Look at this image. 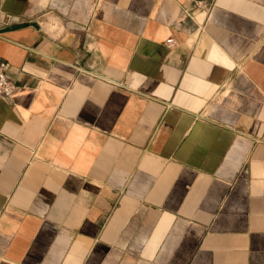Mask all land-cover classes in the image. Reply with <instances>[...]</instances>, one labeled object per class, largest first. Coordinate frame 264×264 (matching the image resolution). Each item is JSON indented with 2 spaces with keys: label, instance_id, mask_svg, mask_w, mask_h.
I'll return each instance as SVG.
<instances>
[{
  "label": "crops",
  "instance_id": "0c3cea01",
  "mask_svg": "<svg viewBox=\"0 0 264 264\" xmlns=\"http://www.w3.org/2000/svg\"><path fill=\"white\" fill-rule=\"evenodd\" d=\"M0 12V264H264V0Z\"/></svg>",
  "mask_w": 264,
  "mask_h": 264
},
{
  "label": "built area",
  "instance_id": "2783aa9c",
  "mask_svg": "<svg viewBox=\"0 0 264 264\" xmlns=\"http://www.w3.org/2000/svg\"><path fill=\"white\" fill-rule=\"evenodd\" d=\"M2 2L3 0H0V11H1ZM194 6L195 8H198L200 6V2L199 1L194 2ZM8 20H9V15L4 14L2 23L4 24ZM170 41H171V38L166 39V43H169ZM8 66H9L8 62L0 61V97L11 96L15 88L14 84L12 83V81L6 74V70L8 69Z\"/></svg>",
  "mask_w": 264,
  "mask_h": 264
}]
</instances>
